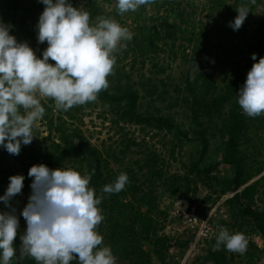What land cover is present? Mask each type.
<instances>
[{"label": "trees", "instance_id": "16d2710c", "mask_svg": "<svg viewBox=\"0 0 264 264\" xmlns=\"http://www.w3.org/2000/svg\"><path fill=\"white\" fill-rule=\"evenodd\" d=\"M242 5L247 6L250 12L242 27L238 31L233 30L229 22L235 20L238 16L237 8ZM190 6L194 5L188 0H155V3L133 12L140 26L135 29L136 33L132 32L133 39L126 42L124 52H138L142 63L151 60L155 67L158 66L156 60L162 54L172 59L177 58L178 51L184 54L183 58L188 64L184 82L191 97L188 104L195 124L194 131H183L170 116L139 113L138 90L130 84V75L120 69L117 70V86L102 90L96 101L108 105L126 123L172 133L174 141L168 144H171L173 151L178 149L180 152L185 144H193L199 159L186 166L184 175L179 173L171 176L162 167L149 165L157 159L149 160L145 167L139 169V172H143L147 168V172L140 176L127 169L130 182L124 190L114 194L104 193L103 187L112 184L118 176L112 177L107 173L109 164L98 148L86 142L79 132L69 130L61 115L54 117L53 101L50 100L43 105L46 109L45 120H48L50 130L55 133L58 142L49 135L45 140L51 141L50 146L45 142L37 147L22 146L18 156L0 148V196L5 194L10 177H25L22 194H17L11 201L16 215L19 207L16 201L31 193L33 178L28 176V172L32 166L44 164L53 170L69 166L82 175H91L89 186L95 189L97 197L102 198L98 207L104 216L97 231L104 237L103 244L111 247L116 264H150L151 258L144 251L147 245L160 247L155 250V254L165 264V254L172 242L169 237H160L159 233L163 231L165 220L170 216L168 208L177 200L187 201L191 205L197 202L199 187L195 179H191L193 174L209 179L220 167L231 166L232 174L222 179V186L224 193H235L227 200L232 220H217L213 217L211 222L218 226L219 231L224 227L229 228L230 233H243L246 238L254 233L264 239V210L255 206L256 197L260 193L264 194V164L247 170L241 149L245 136L256 129V122L260 121L259 127L264 129V117L261 115L253 118L244 114L237 96L253 64L264 57V0H207L205 22L202 19L194 21L196 10ZM45 7L42 3H25L23 0H0V17L3 22L8 25L9 17L12 20L18 19L17 41L20 42L21 38L23 43H28L39 58H42L43 50L37 49L32 40L36 31V14L43 12ZM253 54L257 55L256 61L251 59ZM243 59L248 60L244 66L241 65ZM137 60L135 58L133 65ZM49 62L55 64V61ZM212 64H228L232 67L225 91L213 83L212 74H206ZM195 65H198L200 72ZM122 78L127 81L123 83ZM156 93L155 87L150 94ZM235 94L237 97L232 100ZM88 104L90 102L85 105ZM69 116L74 118L71 114ZM201 117L206 119L207 126L199 121ZM215 120L224 121L219 129L224 157L221 163L203 165L202 159L209 153L214 136L209 126ZM259 176L258 180L249 184ZM241 188L242 191L238 192ZM165 198L173 200L168 207L163 206ZM7 211L10 209L0 202V212ZM207 214L204 211L201 217ZM21 235L18 232L14 241L18 250L22 246ZM213 242L216 243V239ZM246 257L259 259V250L253 243H248L247 252L243 255L229 252L225 248L216 249L210 250L204 260L213 264H244ZM11 264L37 262L31 257H25L21 261L13 258Z\"/></svg>", "mask_w": 264, "mask_h": 264}, {"label": "clouds", "instance_id": "9594fccd", "mask_svg": "<svg viewBox=\"0 0 264 264\" xmlns=\"http://www.w3.org/2000/svg\"><path fill=\"white\" fill-rule=\"evenodd\" d=\"M39 2L46 6L36 25L38 42L48 45L42 58L28 43L10 35V26L0 19V148L16 156L22 145L33 142V128L45 115L41 98L53 99L56 108L65 112L96 101L109 87L107 77L114 75L116 54L134 35L115 19L97 17L92 21L88 11L73 7L69 0ZM153 3L155 0H117L118 13L136 12ZM237 11L229 27L238 31L250 9L242 5ZM251 59L256 61L257 55ZM195 68L200 72L198 65ZM237 96L248 117L264 115V57L253 64ZM28 176L33 178L32 191L21 213L27 228L19 250L14 241L20 220L11 201L22 194L25 177H10L0 196V202L10 209L0 212V264L25 257L37 264H71L74 260L77 264H116L111 247L103 244L104 237L97 231L104 216L98 207L102 198L89 186L91 175L40 164L32 166ZM129 182L128 175L121 173L102 191L119 193ZM221 246L243 255L248 241L243 233L221 227L215 247Z\"/></svg>", "mask_w": 264, "mask_h": 264}, {"label": "rangeland", "instance_id": "374dc122", "mask_svg": "<svg viewBox=\"0 0 264 264\" xmlns=\"http://www.w3.org/2000/svg\"><path fill=\"white\" fill-rule=\"evenodd\" d=\"M25 3H40L39 0H23ZM73 7L81 8V10L90 13V19L95 21L97 17L115 19L121 26L128 28L131 32L136 33L135 29L140 26V22L136 21L133 12L120 15L117 8V0H69ZM194 6L191 9L196 10L194 21L205 22L207 15V0H188ZM42 12H38L37 22ZM1 19V17H0ZM8 25L10 26V35L18 38V19L12 20L9 17ZM37 28L34 34L33 43L37 49L46 50L47 42L40 44L37 39ZM20 43H23L20 38ZM121 49L116 56L117 62L114 66V75L107 77L109 87L113 88L117 85V70L120 69L123 73L130 75V84L134 89L138 90L140 100L138 104V112L144 115H161L170 116L177 125L185 132H193L195 124L192 118L190 105L191 100L189 92L185 89V76L188 71V64L183 58L184 54L181 51L177 52V58L172 59L167 54H162L156 60L157 67L154 66L151 60L146 63L140 61L138 52L129 51L128 54ZM189 50L186 52L188 53ZM128 55V56H126ZM135 58L137 62L133 65ZM248 63L247 59L242 60V66ZM232 73V67L228 64L210 65L206 74H212L213 83L220 89L225 91V86L228 83ZM123 79V78H122ZM127 79H123L125 83ZM122 83V84H123ZM157 88L155 95L150 94L153 88ZM236 94L232 100H235ZM53 101V115L55 118L62 116L63 121H66V126L69 130L77 131L82 138L90 143L93 147L100 150L103 157L107 160L109 167L107 173L114 177L121 173L127 174V169H130L139 176L147 172V168L143 172H139L141 167H145L147 161L157 159L151 162V167H162L167 171V175L185 173L187 165L199 159L196 149L193 144H185L183 149L172 150L171 144L174 137L172 133L166 130L159 132L150 127L147 128L141 125L126 123L121 120V116L113 112L108 105L100 101L90 102L87 106H74L68 111L58 110L55 106V101L51 98H41L42 105H46ZM158 110V111H157ZM23 112V110H21ZM225 116L226 115V112ZM71 114L74 118H70ZM264 117V115H262ZM199 121L204 125L206 119L201 117ZM57 122H55V125ZM223 120H215L210 125L212 136L211 149L202 159L203 165H211L212 163H221L224 157L223 146L220 138L219 129L223 126ZM261 122H256V129H252L244 138L241 149L243 150V161L246 169L255 168L264 164V129L259 127ZM258 125V126H257ZM259 128V130H258ZM35 136L30 145L38 146L44 142L47 146L51 145V141L45 140L50 135L54 141L58 142L57 136L51 132L48 120L43 118L36 123L33 128ZM26 148L25 145H22ZM65 169H72L69 166H64ZM233 168L231 166L220 167L213 172L209 179L204 176L193 174L191 179H195L198 187V200L194 205L187 201L177 200L169 207L170 216L165 220L163 231L159 233L160 237L166 236L171 239L172 245L166 253L165 264H213L207 262L205 257L210 250H224V247L216 248L213 241L219 233V228L213 225L211 218L226 221L232 220V211L227 203L235 193L223 192L222 179L230 177ZM261 176L255 178L249 184L258 180ZM241 188L238 192L242 191ZM32 191V190H31ZM29 195H25L22 199L16 201L18 203L17 216L20 220L18 232L24 234L27 224L21 215L24 207H26ZM166 199V198H165ZM164 199V200H165ZM172 199H166L164 207L172 203ZM255 206L264 210V194L260 193L256 197ZM208 212L206 217H201L202 213ZM192 215L198 217V225L190 223ZM204 222V224H201ZM205 227L201 233L202 227ZM229 229V228H228ZM250 232V230H249ZM248 243H253L259 250V259L246 257L245 263L264 264V239L257 234H250L247 238ZM159 250L157 246L147 245L144 251L151 258L150 264H163L160 258L155 254V250ZM239 262V260H237ZM72 264H77V261H72ZM240 263V262H239Z\"/></svg>", "mask_w": 264, "mask_h": 264}, {"label": "built area", "instance_id": "2783aa9c", "mask_svg": "<svg viewBox=\"0 0 264 264\" xmlns=\"http://www.w3.org/2000/svg\"><path fill=\"white\" fill-rule=\"evenodd\" d=\"M198 221H199L198 217H195L192 215V219L190 220V223H192L193 225H198ZM201 224H204V222H202ZM204 229H205V227L203 226L202 229L200 230L201 233L204 232Z\"/></svg>", "mask_w": 264, "mask_h": 264}]
</instances>
